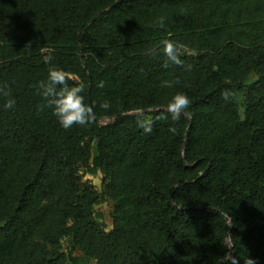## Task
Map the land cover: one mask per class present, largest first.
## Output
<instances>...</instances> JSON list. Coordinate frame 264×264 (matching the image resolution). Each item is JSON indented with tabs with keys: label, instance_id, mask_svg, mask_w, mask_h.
<instances>
[{
	"label": "trees",
	"instance_id": "trees-1",
	"mask_svg": "<svg viewBox=\"0 0 264 264\" xmlns=\"http://www.w3.org/2000/svg\"><path fill=\"white\" fill-rule=\"evenodd\" d=\"M53 66L113 121L62 128L37 94ZM0 86V264H264V0H0Z\"/></svg>",
	"mask_w": 264,
	"mask_h": 264
},
{
	"label": "clouds",
	"instance_id": "clouds-1",
	"mask_svg": "<svg viewBox=\"0 0 264 264\" xmlns=\"http://www.w3.org/2000/svg\"><path fill=\"white\" fill-rule=\"evenodd\" d=\"M157 23L163 27L164 17H160ZM186 50V45L180 41L173 39H164L160 42V51L165 56V67L171 63L177 66H183L186 71H191L192 65L185 64L181 59L182 53ZM49 54L43 56L44 63L48 64L52 61L53 57ZM66 72L57 67H50L47 73V78L37 83V94L43 100V107L51 108L52 114L57 118L59 125L64 129H70L73 125H86L93 119V107L85 102L83 95L85 88L83 84H69ZM172 81H163L166 87H172L175 83ZM97 87L103 88L104 81L101 80L97 83ZM0 94L9 97L3 107L12 109L16 104V99L10 96L6 86H0ZM236 92L232 89H224L221 92L222 98L227 101L236 96ZM191 104L190 98L186 93L176 92L167 104V109L172 115L173 120H178L181 114L187 115L186 109ZM108 108L109 104L104 102L102 105ZM139 126L146 132L151 131V121L141 120L138 121ZM170 131H175L174 128ZM233 264L236 261L233 260ZM245 264H256L253 258H247Z\"/></svg>",
	"mask_w": 264,
	"mask_h": 264
},
{
	"label": "rangeland",
	"instance_id": "rangeland-1",
	"mask_svg": "<svg viewBox=\"0 0 264 264\" xmlns=\"http://www.w3.org/2000/svg\"><path fill=\"white\" fill-rule=\"evenodd\" d=\"M113 120L112 119H102L100 121L101 124L106 125L111 123ZM84 176V181L88 182L89 184L93 185L99 192L101 191V186H102V179H103V174L101 172H98L96 175H91V174H83ZM113 203L110 200H107L106 203L102 205H98L95 208V211L99 214L103 215V220L107 226V231L112 230L113 228V222H112V213H113ZM67 247H68V242L67 240L64 241V252L67 253ZM76 255H82L80 252H76Z\"/></svg>",
	"mask_w": 264,
	"mask_h": 264
},
{
	"label": "water",
	"instance_id": "water-1",
	"mask_svg": "<svg viewBox=\"0 0 264 264\" xmlns=\"http://www.w3.org/2000/svg\"><path fill=\"white\" fill-rule=\"evenodd\" d=\"M93 115H94V113H93ZM94 118L96 121L100 122V120L95 115H94Z\"/></svg>",
	"mask_w": 264,
	"mask_h": 264
}]
</instances>
